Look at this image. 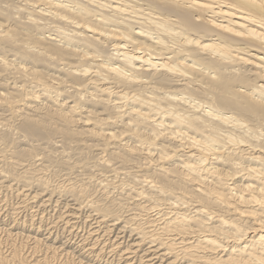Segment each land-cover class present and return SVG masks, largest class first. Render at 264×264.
<instances>
[{
    "label": "bare ground",
    "instance_id": "obj_1",
    "mask_svg": "<svg viewBox=\"0 0 264 264\" xmlns=\"http://www.w3.org/2000/svg\"><path fill=\"white\" fill-rule=\"evenodd\" d=\"M12 199L0 264H264V0H0Z\"/></svg>",
    "mask_w": 264,
    "mask_h": 264
},
{
    "label": "rangeland",
    "instance_id": "obj_2",
    "mask_svg": "<svg viewBox=\"0 0 264 264\" xmlns=\"http://www.w3.org/2000/svg\"><path fill=\"white\" fill-rule=\"evenodd\" d=\"M10 201V202H9ZM9 201H6L5 203H3V205H5L3 208H5L6 206V208H5V210L3 209V213L5 214L4 216H3V218H1L0 219V221L3 223V225H4V227H6L7 229H11L12 227L14 228V229H16V228H20L21 230V232H23V233H25V234H28L29 232H27L28 230H30L31 228H29V225H30V223L29 222H27V224H25V223H23L22 222V220H24V216L25 215H27V214H24V213H20L19 215H16V217H13L12 218V216L11 215H9L8 216V213L10 212V211H8L10 208H11V206H13L15 203H17V201L16 200H14V199H12V200H9ZM8 202V203H7ZM10 204V205H9ZM6 209H7V211H6ZM58 209V208H57ZM8 212V213H7ZM6 214H7V216H6ZM18 216V217H17ZM23 216V217H22ZM22 217V218H21ZM39 217H41V216H39ZM39 217H36L35 218V222H36V224H37V219L39 218ZM18 221H17V220ZM28 219H29V217H28ZM11 220H12V222H11ZM4 221V222H3ZM10 221V222H9ZM17 223H16V222ZM14 222V223H13ZM29 223V224H28ZM24 224V225H23ZM13 225H15V226H13ZM23 226H24V228H23ZM1 227H3V226H1ZM38 227V226H37ZM6 228H4V229H6ZM26 228V229H25ZM22 229L25 231H22ZM3 232H1V230H0V253L1 254H4L5 256L6 255H8V254H10L12 251H13V248L14 247H18V248H22V247H24V248H26V249H24V253H25V255L26 256H30V255H32V250L30 249V247H33L32 246V242H30V241H28V240H25V238H23L24 236L22 235L21 237H9V232H7V231H5V230H2ZM31 232H34V231H31ZM30 234V233H29ZM83 233L81 232V235H82ZM43 237V236H42ZM12 239V240H11ZM74 239H76L75 237H74ZM14 240V241H13ZM2 241V242H1ZM26 242V243H25ZM18 246H17V245ZM2 245V246H1ZM19 246H21V247H19ZM26 250V251H25ZM4 251H5V253H4ZM29 251H30V253H29ZM33 256V255H32ZM31 258V257H30ZM29 258V261L31 260ZM63 261V262H62ZM65 261V262H64ZM31 262H32V260H31ZM67 261L64 259H60L59 260V263H64V264H72V262H67ZM76 263H78V261H76ZM18 264V263H17Z\"/></svg>",
    "mask_w": 264,
    "mask_h": 264
}]
</instances>
